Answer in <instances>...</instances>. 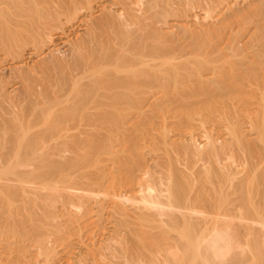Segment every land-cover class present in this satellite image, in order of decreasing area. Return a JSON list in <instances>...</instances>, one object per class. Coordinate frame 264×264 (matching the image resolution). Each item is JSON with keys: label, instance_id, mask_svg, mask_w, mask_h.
Returning a JSON list of instances; mask_svg holds the SVG:
<instances>
[{"label": "bare ground", "instance_id": "1", "mask_svg": "<svg viewBox=\"0 0 264 264\" xmlns=\"http://www.w3.org/2000/svg\"><path fill=\"white\" fill-rule=\"evenodd\" d=\"M0 264H264V0H0Z\"/></svg>", "mask_w": 264, "mask_h": 264}, {"label": "rangeland", "instance_id": "2", "mask_svg": "<svg viewBox=\"0 0 264 264\" xmlns=\"http://www.w3.org/2000/svg\"><path fill=\"white\" fill-rule=\"evenodd\" d=\"M85 13H86V12H85ZM172 19H173V17H171V19L168 17V20L171 21ZM198 139H200V138H198ZM57 204H58V203H57ZM57 204H56V205H57ZM58 207H60V206L58 205ZM55 222H56V221H55ZM60 246H61V244H60ZM60 248H61V247H60ZM60 248H57V251H58V249H59V254H57V253H58V252H57V253H56L57 256H55V257H59L60 254H61L60 256H62V255L64 254V251L66 250L65 246H64V245L62 246L61 251H60ZM64 249H65V250H64ZM62 250H63V251H62ZM62 253H63V254H62Z\"/></svg>", "mask_w": 264, "mask_h": 264}]
</instances>
